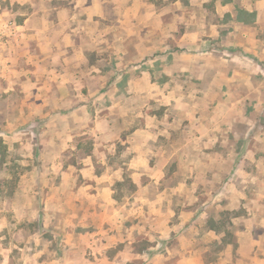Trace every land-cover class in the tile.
Returning a JSON list of instances; mask_svg holds the SVG:
<instances>
[{
	"label": "rangeland",
	"instance_id": "rangeland-1",
	"mask_svg": "<svg viewBox=\"0 0 264 264\" xmlns=\"http://www.w3.org/2000/svg\"><path fill=\"white\" fill-rule=\"evenodd\" d=\"M256 1L264 2L103 0L104 11L118 7L117 22L86 26L80 17L76 70L84 88L69 92V106L44 109L51 114L43 122L38 108L24 106L30 99L23 105L14 96L0 100V264L94 258L68 250V237L48 229H70L79 220L63 218L74 215L141 210L138 198L168 194L174 186L175 207L190 213L191 197L198 195L203 212L216 219L206 227L227 229L223 240H233L241 224L230 225V219L243 210L208 207L206 201L218 195L224 202L239 191L253 198V178L262 181L264 195V171L256 166L264 167V72L258 67H264V56L236 61L238 52L226 46L240 35L231 20L247 24L264 46V6L259 19L243 11ZM27 7L0 0V23L19 25ZM6 40L0 38V46ZM70 63L72 73L76 60ZM206 132L212 133L208 139ZM234 184L235 192H227ZM79 191L91 198L79 199ZM84 222L93 227L92 220ZM136 239L137 249L150 246ZM203 248L211 260L222 245L214 240ZM259 256L264 260V250Z\"/></svg>",
	"mask_w": 264,
	"mask_h": 264
},
{
	"label": "crops",
	"instance_id": "crops-1",
	"mask_svg": "<svg viewBox=\"0 0 264 264\" xmlns=\"http://www.w3.org/2000/svg\"><path fill=\"white\" fill-rule=\"evenodd\" d=\"M55 1L53 4H45L43 0H20V4L29 5L27 12L22 15L19 25L12 23L16 28L15 36L7 40L5 38L6 42L0 46L3 50L0 51V100L6 103L14 96L16 101L20 99L23 105L30 99L24 106H29L30 109L38 108L40 116L44 118L43 122L51 114L50 110L44 114V109H54L60 105L69 106L66 102L70 101L67 100L69 92L81 91L84 88L76 70L82 56V51L76 45L78 30L75 26L79 25L80 17H84L83 25L85 23L86 26L93 21L117 22L118 19V7L109 5L110 10L104 11L103 0H64L60 3L62 0ZM262 6L264 2L256 1L255 7L245 5L243 11L248 16L255 12L256 18L259 19ZM230 22L234 25V31L240 29V35L235 34L239 39H227L228 52H238L232 59L261 61L264 56L263 39H252L253 32L247 24L232 20ZM194 36L198 39L197 33L194 32ZM14 42L18 45L17 49L13 50ZM71 59L76 60L73 66L75 71L72 73L67 70V67L71 66ZM60 65L62 72H56L55 67ZM260 65L258 67L264 72L263 66ZM238 73L234 72V75ZM205 134L207 139L212 135H209V132ZM250 155L252 158L249 161H254L256 153ZM229 158L231 153L227 156V159ZM256 166L260 172L264 171V167ZM240 172L243 177L248 176L247 171L240 169ZM253 180L256 188L253 198L246 192L239 191L236 193L237 198L233 195L223 202L218 195H214L206 201L207 204L205 203L208 207L215 206L222 210L235 207L243 210L242 214L230 219V225L234 224L235 220L241 224L231 241L223 240L229 234L227 229L206 227L208 222H216V219L203 212L204 204L200 206L198 195L191 197L190 213L173 205L172 198L178 190L177 186L168 194L159 192L160 194L153 198L141 196L135 202L136 205H141V210L103 215L96 212L74 215L63 219H78L79 224L72 223L68 230L65 226L48 230L67 236L64 247L68 250L76 247L81 249L78 253L87 251L94 256L87 260L78 259L77 262L67 261L66 264H264L262 256H259L264 250L263 233L260 232L264 229V195L260 190L262 181L255 178ZM235 185L227 192H235ZM146 188L143 187L145 190ZM77 196L79 199L81 196L91 198L84 191H79ZM235 203H238V206ZM86 220H92L93 227L86 224ZM124 221H127L128 225L125 228L122 227ZM109 222L110 225H107ZM137 236H141L150 246L137 249ZM173 239H176L175 245L172 243ZM214 240L222 245V249L210 260L207 259L203 247ZM247 260H250V263H247Z\"/></svg>",
	"mask_w": 264,
	"mask_h": 264
},
{
	"label": "built area",
	"instance_id": "built-area-1",
	"mask_svg": "<svg viewBox=\"0 0 264 264\" xmlns=\"http://www.w3.org/2000/svg\"><path fill=\"white\" fill-rule=\"evenodd\" d=\"M16 28L10 23H0V38H9L14 35Z\"/></svg>",
	"mask_w": 264,
	"mask_h": 264
},
{
	"label": "trees",
	"instance_id": "trees-1",
	"mask_svg": "<svg viewBox=\"0 0 264 264\" xmlns=\"http://www.w3.org/2000/svg\"><path fill=\"white\" fill-rule=\"evenodd\" d=\"M0 144H1V141H0ZM1 149H2V152H5V147L3 145L1 147ZM2 163H3V161H2Z\"/></svg>",
	"mask_w": 264,
	"mask_h": 264
}]
</instances>
